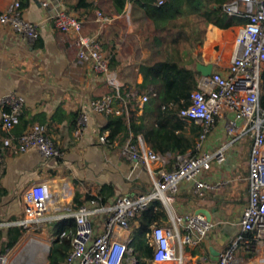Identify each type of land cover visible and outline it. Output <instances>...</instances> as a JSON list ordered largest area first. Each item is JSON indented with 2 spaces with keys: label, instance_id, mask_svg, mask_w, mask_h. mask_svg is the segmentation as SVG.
Listing matches in <instances>:
<instances>
[{
  "label": "crops",
  "instance_id": "crops-1",
  "mask_svg": "<svg viewBox=\"0 0 264 264\" xmlns=\"http://www.w3.org/2000/svg\"><path fill=\"white\" fill-rule=\"evenodd\" d=\"M16 1L24 3L22 19L38 24L39 37L35 41H28L0 26V100L9 94L24 99L20 115L22 121L7 134V138L3 137L6 133L1 129L3 107L0 105V156L4 162L1 187L6 191L0 202V220L5 222L11 217H15L17 222L23 220L24 194L35 185H44L50 195L45 221L40 223L50 224V229L53 223L72 217L76 192L84 198L87 194L98 196L101 189L107 188L109 205L117 197H136L151 191L160 178V172L176 169L183 158L190 156L191 151L177 156L171 153L161 156L153 152L163 161L135 166L124 150L128 141L132 142L139 154L150 150L142 135L138 134L134 140L129 138L124 143L119 140L110 145L101 143L99 138L107 125V116L115 115L114 111L120 110L123 97L121 102H112L113 112L91 115L87 130L80 136L75 135L78 118L88 105L105 96L114 97L115 88H118L121 96L122 88L126 97L135 98L137 115H142L143 105L147 102H140L141 96H138L135 87L143 79L138 67L162 60L164 56L159 46L147 41V32L153 30L148 28L150 20L128 3L123 15L107 16L109 24L86 34L85 37L97 41L107 63L110 50L114 55V66L108 68V74L104 77L96 73L90 63L78 60L74 37L59 32L55 26L56 15L60 12L67 14V4H72V1L49 0V5L44 8L41 0H0V14ZM70 14L78 16L79 13L70 11ZM241 26L226 30L212 25L202 26L204 33L201 46L199 36L191 31V40L184 41L179 49L181 65L196 72L199 66H212L213 72L226 74L236 54L235 37ZM201 79L199 73L198 89ZM230 117V112L223 110L215 118L203 145L206 153L212 154L221 149L224 155L221 164L212 161L210 169L201 174L200 179L208 183L211 189L199 196L189 185L180 184L172 202L158 201L163 206L165 217L151 226L150 234L153 228L160 227L178 230L182 236L184 225L177 224L178 218L195 216L196 210H208L216 205L227 206V214L234 222L229 224L224 219L218 225L210 224L211 228L202 241L180 247L177 261L169 264H183L186 260L194 264H216L208 248L221 253L240 235L243 240L239 242L235 253L239 263L264 264L259 260L263 256L261 250L259 253L250 250L244 243L252 236L241 234L238 227L239 216L249 200L247 176L251 139L243 133V123L238 125L236 134L227 135L226 123ZM37 125L46 128V136L61 153L60 157L46 159L33 148L19 151V138ZM197 138L193 137V140ZM5 140H9V143L6 144ZM212 216L214 219L216 214ZM4 224L0 226H6ZM94 224L96 233H101L102 219L96 216ZM137 228V222H131L128 230L114 227L111 232L113 241L127 247L126 255L133 252L131 245L135 242ZM123 264L138 263L136 258L125 256Z\"/></svg>",
  "mask_w": 264,
  "mask_h": 264
},
{
  "label": "built area",
  "instance_id": "built-area-1",
  "mask_svg": "<svg viewBox=\"0 0 264 264\" xmlns=\"http://www.w3.org/2000/svg\"><path fill=\"white\" fill-rule=\"evenodd\" d=\"M162 1H159V5ZM49 0H41V6L47 7ZM223 12L230 17L245 20L235 37L236 54L226 74L213 72L208 77H202L200 87L191 95V104L182 109L178 116L187 125L200 129L194 150L195 156L182 159L179 166L172 171H161L154 188L136 197L122 196L115 198L109 205L99 206L97 201H89L79 206L72 214L75 221V231L72 236L70 250L64 264H123L128 252L125 244L113 241L110 237L114 227L128 230L132 219L146 210L155 201L170 203L178 191L180 184H187L199 196L211 186L200 179L203 171L211 167V162L221 164L224 161L223 150L212 154L203 151L207 134L213 127L215 118L223 110L230 112L231 117L226 123L228 136L236 134L238 125L244 124L243 133L251 139L248 162L249 200L242 210L238 227L241 234H250V240L245 241L246 247L263 256L259 258L264 263V112L259 106L261 71L264 67V0H232L223 6ZM100 27L110 23V19L101 12H96ZM0 26L28 41L39 37L38 24L22 19V10L18 1L7 6L0 14ZM55 26L63 34L74 37V47L80 62H88L93 70L106 77L108 63L100 51L97 41L83 36L82 20L77 16L60 12L55 17ZM146 96H141L140 102H147ZM122 101L121 93L115 88L114 97L105 96L91 102L77 121L75 135L84 133L93 114L113 112L112 102ZM0 105L7 111H2L1 128L10 132L18 123L24 99L15 94L1 98ZM120 110L114 114L119 115ZM105 143L106 138H99ZM8 144L9 140H5ZM19 151L35 149L43 158H57L61 153L46 136V128L37 125L28 129L18 140ZM126 156L135 166H146L149 162L163 159L152 151L139 154L136 147L126 142ZM50 195L44 185H35L25 192V216L19 225L27 229L30 225L45 221V212ZM96 216L103 221V231L96 233L94 219ZM177 224L184 225V235L178 230L170 231L155 227L147 235L149 246L153 249V263L163 264L177 261V252L183 245H192L202 241L211 228L202 215L178 218ZM62 233L60 237H64ZM240 235L223 252L219 253L216 264H240L235 253L242 241ZM0 264H7L6 256H0Z\"/></svg>",
  "mask_w": 264,
  "mask_h": 264
},
{
  "label": "trees",
  "instance_id": "trees-1",
  "mask_svg": "<svg viewBox=\"0 0 264 264\" xmlns=\"http://www.w3.org/2000/svg\"><path fill=\"white\" fill-rule=\"evenodd\" d=\"M68 1L73 3L67 4L69 10L67 14L72 15L70 11L79 13L77 17L82 20L84 36L97 31L100 27L96 16V12H100L101 9L100 3H107L109 17L123 15L126 5L131 3L150 20L148 28L153 30L147 32V41H150L151 45L159 46L160 51L164 53L162 60L158 59L138 67L143 79L135 87L138 96L148 98L147 103L143 105L142 115H137V100L126 97L121 88L124 100L120 108L121 113L118 116H107V125L101 131V136L107 141L104 145L113 144L116 140L120 143L126 142L129 138L134 140L140 134L150 150L161 156L167 153L173 156L185 155L188 151H191L190 156H195L196 141L193 137L199 136L200 129L182 122L178 114L191 104V95L198 89L199 73L181 65L179 49L184 41L191 40V31L199 36L201 46L204 33L202 26L212 25L226 30L243 25L245 20L227 16L223 12V6L232 0H161V5L160 0ZM20 7L21 9L24 7L22 1ZM102 48L106 49L105 46ZM114 63V55L110 50L108 68L112 69ZM260 89L259 106L264 112V70L261 72ZM21 119L22 117H19V122ZM5 133L3 137L7 138L10 132ZM3 175L4 162L0 156V202L6 194L1 187ZM106 189H101L98 196L87 194L84 198L81 193L76 192L73 198L74 211L89 201H97L99 206H106L109 197ZM164 217L163 206L158 201L139 212L131 221L138 224L135 242L131 245L133 252L125 256L136 258L138 264H153V249L149 246L147 235L151 232V226L158 224ZM17 221L15 217H11L6 222L0 220V224H13ZM50 231L54 240L51 243L47 264H64L75 231L74 218L53 223ZM25 232L26 229L17 224L0 226V256L6 255L14 248ZM62 233H65L64 237H60Z\"/></svg>",
  "mask_w": 264,
  "mask_h": 264
},
{
  "label": "rangeland",
  "instance_id": "rangeland-1",
  "mask_svg": "<svg viewBox=\"0 0 264 264\" xmlns=\"http://www.w3.org/2000/svg\"><path fill=\"white\" fill-rule=\"evenodd\" d=\"M104 2V1H103ZM101 9L100 12L106 16H109L108 12V5L107 3H100ZM76 16V15H74ZM73 208V207H72ZM72 211V210H71ZM6 222V220H5ZM44 222V221H43ZM42 223V222H40ZM33 224L30 225L22 237V239L12 248L8 253L7 256V264H39L37 260L39 256L35 254L36 250L35 247L31 246L34 242L37 241L40 243L46 244L48 247H51V243L54 240L53 234L50 231V224ZM50 249V248H49ZM180 255V253H179ZM38 257V258H37ZM40 261V259L38 260ZM46 262V255H45V263ZM167 264V263H165ZM169 264V263H168ZM171 264H179V262L171 263ZM183 264H194L193 261H184Z\"/></svg>",
  "mask_w": 264,
  "mask_h": 264
},
{
  "label": "water",
  "instance_id": "water-1",
  "mask_svg": "<svg viewBox=\"0 0 264 264\" xmlns=\"http://www.w3.org/2000/svg\"><path fill=\"white\" fill-rule=\"evenodd\" d=\"M197 70L201 74L202 77H208L213 73L212 66H208V67L199 66ZM227 213H228L227 206L224 208V207H219L218 205H216L215 207L208 209V210L198 209V210H196L195 215L204 216L206 218V221L209 222L210 224H213V225H218V222L223 221L224 219H226L225 222L232 224L234 221L230 218V216H228ZM215 214H216V216H214L215 218L212 219V217H213L212 215H215ZM13 224L19 225L18 222L13 223ZM13 224H4V225L9 226V225H13ZM49 248L50 247H48V250H47L46 262H47L49 251H50ZM208 249H209V253L211 255V259L216 261L219 253L214 251L213 248H211V247H209Z\"/></svg>",
  "mask_w": 264,
  "mask_h": 264
},
{
  "label": "bare ground",
  "instance_id": "bare-ground-1",
  "mask_svg": "<svg viewBox=\"0 0 264 264\" xmlns=\"http://www.w3.org/2000/svg\"><path fill=\"white\" fill-rule=\"evenodd\" d=\"M34 243L31 245L35 247V254L39 256L40 261L37 260V263L40 262L39 264H44L45 263V255H47V250L48 246L44 243H40L37 241H33ZM38 258V257H37Z\"/></svg>",
  "mask_w": 264,
  "mask_h": 264
}]
</instances>
